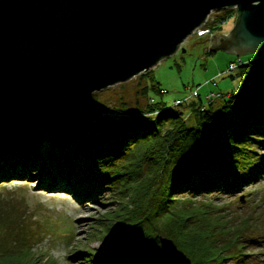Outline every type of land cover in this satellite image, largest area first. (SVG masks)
<instances>
[{
	"label": "trees",
	"instance_id": "obj_1",
	"mask_svg": "<svg viewBox=\"0 0 264 264\" xmlns=\"http://www.w3.org/2000/svg\"><path fill=\"white\" fill-rule=\"evenodd\" d=\"M237 69L249 84L210 101L198 89L188 102L197 105L189 125L167 107L147 119L141 107L123 105L116 110L126 118L111 119L89 95L30 102L0 97V181L25 180L38 169L41 190L70 182L66 191L80 199L119 195L117 207L96 218L99 248L77 264H168L160 237L171 239L191 264H226L223 253L239 226L232 228L212 201L194 199L219 187L236 192L264 166L256 161L260 155L253 158L254 144H264V54ZM22 202L0 195V264H55L32 252Z\"/></svg>",
	"mask_w": 264,
	"mask_h": 264
},
{
	"label": "water",
	"instance_id": "obj_2",
	"mask_svg": "<svg viewBox=\"0 0 264 264\" xmlns=\"http://www.w3.org/2000/svg\"><path fill=\"white\" fill-rule=\"evenodd\" d=\"M223 8L236 10L232 28L202 49L235 56L262 49L264 0H0V97L76 98L125 82L177 52ZM160 238L168 264H191Z\"/></svg>",
	"mask_w": 264,
	"mask_h": 264
},
{
	"label": "rangeland",
	"instance_id": "obj_3",
	"mask_svg": "<svg viewBox=\"0 0 264 264\" xmlns=\"http://www.w3.org/2000/svg\"><path fill=\"white\" fill-rule=\"evenodd\" d=\"M235 18V8L213 10L204 23L210 32L199 34L196 28L177 52L162 58L153 68L125 82L90 92L88 95L91 96L93 106L98 108L101 115L107 112L106 115L111 119L126 118L124 111L116 109H131L136 106L143 109L145 118L154 119L167 107L175 113L180 112L186 124H193L192 111L197 105L187 103L173 106L174 100H183L197 87L201 97L210 91L216 94L241 93L247 79L237 75L238 69L231 74L225 73L228 62L238 57L244 61L254 55L264 54V47L241 56L221 50L205 54L206 51L202 48L211 44V36L226 34L232 28ZM207 80L214 81V84L204 85ZM153 83H157L158 90L149 88L144 94L142 88ZM166 126L168 125L165 124ZM253 150L257 152L253 153V158L260 155L256 161L261 159L259 163L264 164V144H254ZM254 172V178L238 187L236 192L225 193L224 187H219L216 192L199 195L194 199L212 201V209L221 214L224 220L228 219L232 228L239 226L232 235L234 244L223 253L227 259L226 264H264V166L256 168ZM40 180L38 169L33 177H26L25 180L4 179L0 181V195L9 194L24 201L21 208L29 211L25 237L36 256L45 254L55 264H77L81 258H87L84 252L99 248L100 231L94 228L96 218L114 210L119 195L106 191L80 199L66 191L70 182H62L59 184L61 189L51 191L39 189ZM79 253L83 256L78 255Z\"/></svg>",
	"mask_w": 264,
	"mask_h": 264
},
{
	"label": "built area",
	"instance_id": "obj_4",
	"mask_svg": "<svg viewBox=\"0 0 264 264\" xmlns=\"http://www.w3.org/2000/svg\"><path fill=\"white\" fill-rule=\"evenodd\" d=\"M197 30H198L199 34H204L206 32L207 33L210 32L209 28L208 27H205V24H203L202 26L197 27ZM241 63H242V60L240 59V57L236 58L234 61H232V62H230L228 64L227 68L225 69V73L231 74L232 72H234L240 66ZM206 83H209V81L206 82ZM213 84H214V82H213ZM198 89H199V87L196 88V89H194V90H192L190 92V94L186 98H184L183 100H174L173 103H172V105L173 106H177V105H181L183 103H186L187 104L193 98L199 96ZM217 96H218V94L213 93V92H209L205 96L206 97L205 98V101H210L211 99H213V98H215Z\"/></svg>",
	"mask_w": 264,
	"mask_h": 264
},
{
	"label": "bare ground",
	"instance_id": "obj_5",
	"mask_svg": "<svg viewBox=\"0 0 264 264\" xmlns=\"http://www.w3.org/2000/svg\"><path fill=\"white\" fill-rule=\"evenodd\" d=\"M57 188H61L60 186H57Z\"/></svg>",
	"mask_w": 264,
	"mask_h": 264
}]
</instances>
